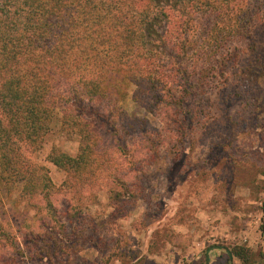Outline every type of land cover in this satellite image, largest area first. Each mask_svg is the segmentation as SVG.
I'll return each instance as SVG.
<instances>
[{"label":"rangeland","instance_id":"374dc122","mask_svg":"<svg viewBox=\"0 0 264 264\" xmlns=\"http://www.w3.org/2000/svg\"><path fill=\"white\" fill-rule=\"evenodd\" d=\"M221 15L194 17L207 49L175 51L194 82L176 108L157 94L139 104L124 85V120L105 129L111 164L77 198L51 197L46 231L21 184L5 197L20 250L5 264H244L230 258L238 248L264 264V0H234ZM82 145L59 119L34 159L60 187L51 150L74 158Z\"/></svg>","mask_w":264,"mask_h":264},{"label":"trees","instance_id":"16d2710c","mask_svg":"<svg viewBox=\"0 0 264 264\" xmlns=\"http://www.w3.org/2000/svg\"><path fill=\"white\" fill-rule=\"evenodd\" d=\"M232 1L0 0V264L11 260L9 252L20 254L5 197L21 184L19 198L31 203L33 220L46 231L51 197L77 198L96 169L111 164L112 135L105 131L116 132L124 120V85L136 86L139 104L157 94L164 108H176L194 86L175 62L176 49L186 57L188 49H207L204 39H194V17L220 16ZM59 119L61 131L83 145L74 158L51 150L48 161L66 175L57 187L34 155ZM229 255L244 264L252 257L240 248Z\"/></svg>","mask_w":264,"mask_h":264}]
</instances>
